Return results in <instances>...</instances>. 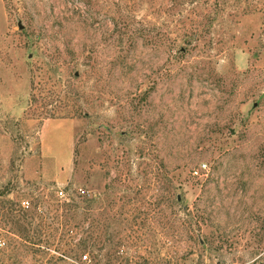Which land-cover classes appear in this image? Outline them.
<instances>
[{"label":"rangeland","instance_id":"rangeland-1","mask_svg":"<svg viewBox=\"0 0 264 264\" xmlns=\"http://www.w3.org/2000/svg\"><path fill=\"white\" fill-rule=\"evenodd\" d=\"M1 191L9 264H264V0H0Z\"/></svg>","mask_w":264,"mask_h":264},{"label":"trees","instance_id":"trees-1","mask_svg":"<svg viewBox=\"0 0 264 264\" xmlns=\"http://www.w3.org/2000/svg\"><path fill=\"white\" fill-rule=\"evenodd\" d=\"M4 194V191L0 192V196ZM66 200V199H65ZM92 200L91 198L88 199ZM6 203H9L7 206V212L5 214L8 219L15 224L14 227L11 226L12 229L10 231L13 233L11 242V252L8 255V258H11V263L15 264H25L23 263V260L21 259L20 255L17 253V248L20 246H23L26 251H33L38 252L41 251L40 256L44 255V260L47 264H76L74 261H71L70 258L76 257L79 255L80 257V248H85V237L79 238L78 241L73 242V238L75 237V233L78 232V229H75L73 232V227L68 225L64 228L63 234H67L69 237V240L67 241V244H69V247L67 250H62L58 254L55 253H49L50 245L54 243L55 237L54 230H47L46 226H51L49 223H45L44 218H50V223L55 222L58 216H60V213H51V210H41L40 212H37L38 218H40L41 221L38 223L33 224L32 216H29L31 218L26 217V208L21 205V203L17 202H9L8 200L5 201ZM5 204L4 202L2 203ZM71 206L66 209L65 213L66 215L72 216L75 214L74 212L71 213V208L76 207L77 204L73 203H67ZM27 205L26 207H28ZM34 207V205H33ZM40 208V207H39ZM189 212V211H188ZM70 213V214H69ZM21 218H23V221H21ZM69 220H66L65 223H68ZM18 222H20V225ZM74 226L77 228L79 227V230H83L86 235H89L90 239H93V233H94V227L89 228H81L80 225L74 223ZM48 228V227H47ZM32 229V233H31ZM73 232V233H72ZM75 244L74 247H70V244ZM94 243V241H93ZM1 244V242H0ZM58 246V245H57ZM58 247L54 249H58ZM1 251V250H0ZM84 257L87 256L86 253H83ZM46 256V257H45ZM0 264H9L6 262V260L0 256ZM80 264V263H79ZM94 264V263H93Z\"/></svg>","mask_w":264,"mask_h":264},{"label":"built area","instance_id":"built-area-1","mask_svg":"<svg viewBox=\"0 0 264 264\" xmlns=\"http://www.w3.org/2000/svg\"><path fill=\"white\" fill-rule=\"evenodd\" d=\"M205 164H206V163H202V166H205ZM192 172L197 173V172H198V169H193ZM58 194H59V196L64 195L63 190H62V189H59V190H58ZM22 204H24V203H22ZM24 205H25V204H24ZM27 205H28V204H27Z\"/></svg>","mask_w":264,"mask_h":264}]
</instances>
